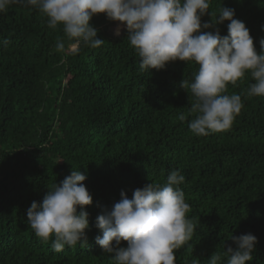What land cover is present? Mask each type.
Instances as JSON below:
<instances>
[{"label":"trees","instance_id":"16d2710c","mask_svg":"<svg viewBox=\"0 0 264 264\" xmlns=\"http://www.w3.org/2000/svg\"><path fill=\"white\" fill-rule=\"evenodd\" d=\"M223 5L235 9L259 53L264 0H212L210 11ZM91 23L106 41L97 49L74 47L35 9L13 5L0 13V264H114L96 243V217L121 191L131 199L147 183L163 185L173 170L185 176L181 188L196 225L176 264H207L215 252L226 264V245L236 247L231 235L247 233L258 240L250 264H264V97L243 95L254 83L250 74L228 86L244 104L232 127L196 136L192 117L178 115L190 106L180 82L198 67L176 61L142 71L126 30L114 36L116 22L105 14ZM58 37L63 52L55 50ZM73 168L86 174L93 198L88 243L54 252V237L39 239L26 212Z\"/></svg>","mask_w":264,"mask_h":264},{"label":"clouds","instance_id":"9594fccd","mask_svg":"<svg viewBox=\"0 0 264 264\" xmlns=\"http://www.w3.org/2000/svg\"><path fill=\"white\" fill-rule=\"evenodd\" d=\"M212 0H0V13L13 5L35 9L47 17V25L62 27L74 47L100 48L92 25L93 17L105 14L116 22L114 36L126 30L127 40L141 58L142 71L166 70L176 61L196 65L192 80L183 79L180 87L188 93L187 113L178 119L189 121L196 136H209L229 130L244 104L242 94H228V86H236L247 74L254 83L243 95L264 97V38L260 52L244 22L236 18L235 9L222 6L210 11ZM210 21H203L205 16ZM227 23L228 34L221 35L220 25ZM264 30V26H262ZM8 40L3 44L7 45ZM65 51L59 37L55 45ZM87 176L73 170L60 183L49 188L42 202L33 201L27 209V224L44 242L52 237V250L62 252L88 243V206L93 198L86 187ZM185 176L173 170L163 185L150 182L137 188L132 198L121 191V199L111 208L103 207L95 227L102 232L96 243L110 254L114 264H176V251L193 240L196 225L188 218L190 206L181 185ZM235 248L226 245V264H250L258 243L252 233L231 235ZM127 242V247L122 242ZM190 246V245H189ZM192 264H201L196 259ZM207 264H221V255L212 254Z\"/></svg>","mask_w":264,"mask_h":264}]
</instances>
